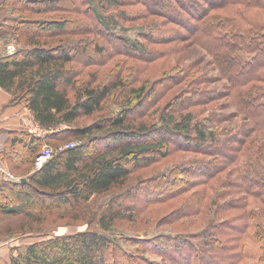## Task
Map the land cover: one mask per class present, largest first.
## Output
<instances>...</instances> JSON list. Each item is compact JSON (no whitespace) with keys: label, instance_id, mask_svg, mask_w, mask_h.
I'll return each mask as SVG.
<instances>
[{"label":"trees","instance_id":"trees-1","mask_svg":"<svg viewBox=\"0 0 264 264\" xmlns=\"http://www.w3.org/2000/svg\"><path fill=\"white\" fill-rule=\"evenodd\" d=\"M31 1L37 9L42 6L53 8L54 5L53 0ZM96 1L102 8L112 6V14L114 12L116 20L120 18L122 13L116 11L118 0ZM137 2L143 5L145 14L160 18L147 26V33H140L143 42L157 43L156 38L163 44L175 41L196 45L211 56L217 77L211 79L210 73L195 75L190 85L166 104L151 129L129 127V111L122 108L107 118L106 125H97L93 130L76 128L71 135L79 140L101 132L105 127L110 128L104 141H98L97 137H89L86 141L97 144L98 148L102 146L103 150L89 149L82 141L52 154L30 175L17 176L16 170H9L19 180L1 184L0 213L19 215L22 220L17 231L4 229L0 234L14 238L35 234L39 238L29 237L25 245L18 240L23 250L12 264H160L138 256L139 251L143 254L149 249L141 245L149 243L137 239L126 241L122 233L116 235V222L126 218L125 207L117 198L110 199L105 209L98 213L96 210L81 211L79 207L86 206L94 197L110 196L116 187L123 186L129 174L125 163H139L140 158L147 160L154 154L157 156L158 152L166 157L174 148L198 157L170 168L169 175L174 181L172 188H167V182L159 181L148 189L149 194L156 195L157 190H165L178 197L192 187L193 190L196 187L207 189L211 181L221 177L216 182L224 188L227 200L222 205L209 200L213 202V216H219V219L214 217L216 221L210 227L186 237H164L163 245L157 244V248L151 249H156L157 255L167 264H240L242 259L250 256L243 250L241 242L250 237L251 225L256 223L257 217L264 218V0ZM14 5L17 3L13 0L0 1V9H10L12 13L18 10ZM220 9L228 10L230 14L237 12L239 17L213 15ZM98 21L108 27L100 17ZM112 24L114 27L118 22ZM66 25V22L52 21L42 28L64 31ZM30 30L20 26L0 28V37L14 39V36L17 39L13 42H18L13 53L8 54L6 48L0 53V88L10 95V105L22 104L31 112L39 128L53 130L61 125L72 126L79 118L97 113L112 90L125 85L119 81L112 86L96 88L72 86L76 92L71 101L64 88L73 84V73L66 65L72 62L74 46L49 47L36 43V36H26ZM19 36H24L23 40ZM128 43L122 41V48L131 55L146 57L148 61L160 58L147 54V47L141 43ZM180 73V77L184 76L182 70L177 72ZM215 78L225 81L223 98H227L226 105L230 103L235 107L234 114L241 120L234 125L236 127L228 125L234 115L200 108L220 100L221 89L209 87ZM138 91L142 92L141 89ZM132 92L140 97L136 91ZM198 111L202 114L198 115ZM56 133H47L44 139L32 132L20 133L13 139V146L23 152V157L19 156L17 160L27 164L25 172L31 170L40 152V143L58 142L54 137ZM89 150L95 151L89 153ZM197 194L204 195L194 191V195ZM132 197V201H136L135 196ZM6 198L16 200L17 206H4ZM192 200L181 205L178 218L188 215V204ZM52 212H60V219L67 220V224L83 221L78 226L83 230L67 235L44 234L42 222ZM133 218L128 215V220ZM256 230L263 239L258 225ZM128 245L137 256L128 253ZM257 264H264V258Z\"/></svg>","mask_w":264,"mask_h":264},{"label":"rangeland","instance_id":"rangeland-1","mask_svg":"<svg viewBox=\"0 0 264 264\" xmlns=\"http://www.w3.org/2000/svg\"><path fill=\"white\" fill-rule=\"evenodd\" d=\"M16 1L13 0V3H17L14 6L18 10L15 12L12 13L10 9H0V28L28 27L31 30L26 32V36L29 34L36 36V43H43L49 47L74 46L73 52H71L73 54L72 62L66 65V69L71 70L73 73V84L64 88L71 101H74V93L76 92V88L72 86L81 87L86 85L96 88L100 85L112 86L119 81L125 84L119 86L116 90H112L104 101L102 108L92 116L81 117L72 126L61 125L53 130L39 128L34 134L36 137L44 139L47 133L57 132L54 137L58 138V142L55 144L49 143L50 146L45 142L40 143L39 151L43 146H48L52 149L53 154H56V152L66 149L65 147L71 143H74L75 146L83 141L87 143V148L96 149L99 152L103 150L102 146L98 148L97 144H90L86 141L89 137H97L98 141H104L110 128L105 127L101 132L98 131L92 136L81 137L79 140L71 138V135L75 133L74 130L84 127L93 130L97 125L104 126L107 118L111 114H117L122 108L129 111V127L151 129L157 123L166 104L177 94H180L186 86H189L190 80L195 75L210 73L209 77L211 79L217 77L218 71L212 65L211 56L196 45L175 41L163 44L159 42L160 39L156 38L154 41L157 43L143 42L144 37L140 33H147V26L160 18L145 14L143 5L139 4L137 0H118L119 6L116 7V11L122 14L117 20L114 12L113 14L111 12L114 11L112 6L111 8L106 6L102 8L101 3L96 0H53V8L42 6L38 9L33 7L32 3L34 1ZM67 6L72 8L68 9ZM227 11L225 9L216 10L213 15L223 18L239 17L236 15L237 12L230 14ZM9 14H11V17ZM98 17L106 21L107 28L102 22L98 21ZM52 21L66 22V30L57 31L53 27L50 28L51 30H43L42 27ZM115 21L118 24L112 27V23ZM78 26L82 28H77ZM76 28L77 30H75ZM13 38L17 39L14 36ZM23 38L24 36H19L20 40H23ZM14 39H11L10 36L0 37L2 49L6 48V45H13L15 51L18 42H13ZM122 41L129 42V45L141 43L143 47H147V54L152 53L160 58L148 61L146 57L131 55L123 50ZM179 70L184 72V76L180 77L181 73L177 74ZM223 86H225V81L215 78L209 87L221 89L220 100H215L208 106L200 108L207 111H218L220 114L226 112L230 113L231 116L234 115L228 125L236 127L234 125L241 120L234 114L236 112L235 107L230 103L226 105L228 101L225 100L227 98H223L225 94ZM139 89L142 92L138 91ZM132 91H136L140 97L132 95ZM201 114L202 111L198 113V115ZM228 125L227 127H230ZM178 142L182 143V140L178 139ZM51 145L55 146L51 147ZM92 151L95 150H89V153ZM155 155L150 158L151 160L140 158L139 163H125L129 169L125 184L116 187V191H113L110 196L94 197L92 202L90 201L89 204L81 206L79 209L89 212L96 210L95 212L98 213L105 209L110 199L117 198L125 207L123 210L126 213V218L116 222L117 228L114 229L116 235L122 233L121 236L126 241L137 239L149 243L141 245V247H149V249L143 251L144 255L139 251L138 256L142 255V258H147L149 261L167 264L157 255L156 249L151 248H157V244L163 245L165 243L164 237H186L190 234L200 233L206 227H210V224L214 220L216 221L214 217L219 219V216H216L217 214L213 216V202L210 203L209 200H215L214 203L222 205L223 201L227 199L226 195L223 194L224 188L220 186L219 182L218 185L216 182L221 177H216V180L211 181L207 189L196 187V190H193L195 188L192 187L178 197H175L174 192L166 193L165 190L164 192L157 190L156 195L149 194L148 189L159 183V181L167 182L169 184L167 188H172L171 184L174 181L169 175L170 168L181 162L189 163L191 159L198 157L192 152L182 151L179 148H174L166 157H163L159 152L157 156ZM239 158L244 159L242 156ZM26 168L27 166L21 172L15 174L24 177L33 173L32 167L31 170L25 172ZM205 189L206 194L204 193ZM194 191L204 195H194ZM132 196H135V203L132 201ZM6 199L5 203L3 202L4 206L9 208L17 206L16 200ZM188 199H193V202L188 204V215L184 218H178L181 214V212H178L181 205ZM60 215V212H52L46 216L42 222L45 229L44 234L60 233L67 235L83 230L78 229L83 221L76 220L72 224H69L70 222L67 224V220H61ZM128 215L134 217L132 221L128 220ZM21 220L22 217L19 215L0 213V230L5 228L17 231ZM256 225L261 228L263 239L258 236ZM251 226H253V229L250 232V237L241 242L243 250L250 256L242 259L239 262L240 264H257L262 257L264 258V218L257 217L256 223L253 222ZM29 237H34V240L39 239L35 234H32L24 237L20 236L18 240L25 245ZM126 249L128 253L137 256L134 249L129 245Z\"/></svg>","mask_w":264,"mask_h":264},{"label":"crops","instance_id":"crops-1","mask_svg":"<svg viewBox=\"0 0 264 264\" xmlns=\"http://www.w3.org/2000/svg\"><path fill=\"white\" fill-rule=\"evenodd\" d=\"M1 52L2 45H0ZM9 100L10 95L0 88V186L5 181H17L19 177H14V174L21 172L27 165L18 163L19 160L17 159L23 157L21 154L23 152H20L19 147L13 146V139H16L20 133L32 132L34 134L39 129L31 112L24 105H10ZM11 169L16 170V172L10 174L9 170ZM22 250L23 247L18 238L3 237L0 234V264H12L15 256Z\"/></svg>","mask_w":264,"mask_h":264},{"label":"built area","instance_id":"built-area-1","mask_svg":"<svg viewBox=\"0 0 264 264\" xmlns=\"http://www.w3.org/2000/svg\"><path fill=\"white\" fill-rule=\"evenodd\" d=\"M6 51L8 54H11L14 52V46L13 45H7ZM74 143H71L67 145L65 148L73 147ZM53 154L52 149L48 146H43V148L40 150V152L35 157L34 163L32 165V170L37 171L39 170L51 157ZM19 180V179H18Z\"/></svg>","mask_w":264,"mask_h":264},{"label":"water","instance_id":"water-1","mask_svg":"<svg viewBox=\"0 0 264 264\" xmlns=\"http://www.w3.org/2000/svg\"><path fill=\"white\" fill-rule=\"evenodd\" d=\"M21 181H25V178H21Z\"/></svg>","mask_w":264,"mask_h":264}]
</instances>
